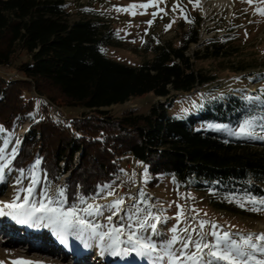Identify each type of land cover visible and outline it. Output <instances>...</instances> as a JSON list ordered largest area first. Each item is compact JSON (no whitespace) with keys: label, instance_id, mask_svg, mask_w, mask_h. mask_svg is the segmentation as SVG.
Segmentation results:
<instances>
[{"label":"trees","instance_id":"16d2710c","mask_svg":"<svg viewBox=\"0 0 264 264\" xmlns=\"http://www.w3.org/2000/svg\"><path fill=\"white\" fill-rule=\"evenodd\" d=\"M68 6L65 0H0V67L15 69L24 78L6 81L0 76V126L11 133L18 121H25L34 110L30 93L80 111L66 123L47 116L31 122L12 171L19 174L41 158L40 169L52 187L67 185L70 205L77 202L76 194L91 195L97 185L115 181L122 158L130 156L146 168L149 188L155 189L161 178H174L183 191L210 195L208 205L215 212L250 218L252 212L225 197H264V144L257 143L261 139L195 129L193 115L169 114L171 98L200 92L215 82L214 75L196 69L195 62L227 56V41H209L205 54L190 55V46L198 43L197 16L180 32L178 45L146 41L143 50L152 57L127 66L105 53L115 45L109 22L71 21ZM148 94L165 103L153 105L148 114L110 112ZM257 95L232 97L223 92L207 99L208 104L199 102L198 118L236 128L249 116L264 115V104L245 99Z\"/></svg>","mask_w":264,"mask_h":264},{"label":"rangeland","instance_id":"374dc122","mask_svg":"<svg viewBox=\"0 0 264 264\" xmlns=\"http://www.w3.org/2000/svg\"><path fill=\"white\" fill-rule=\"evenodd\" d=\"M68 3L69 19L76 21L82 18H89L92 20H100L109 22L114 31L115 45L109 46L105 49L106 55L119 63L127 66H139L144 60L150 59L151 54L144 52V44L146 41L155 44H164L167 41H174L175 45L179 44V34L182 30L187 28L189 21L200 17L198 43L192 44L189 48V54L192 55L195 51H200L205 54V45L210 41L219 43L226 42L229 53L227 56H220L218 58H203L195 62V68L214 75L215 82L204 86L197 92L188 95H177L169 101L172 102L169 108V114L178 118H187L190 115L195 117L197 121L195 129H210L209 124L200 121L198 118L199 110L197 108L199 102L208 104L207 99L217 97L223 92H229L232 97L239 96L243 93L255 95L264 89V17L255 15L254 6H249L247 3H242L241 0H230V7L216 9L210 3L214 0H209L205 3L208 8V13L203 11L204 3L200 0L199 6H194L189 3V0H165V3L159 5L164 9L155 19L151 27L147 25V21L152 19L151 13L156 11L155 8H148L147 15H136L132 17L128 13H121L114 10L115 7H124L130 3H144L146 0H65ZM179 3L180 7L184 9L181 13L179 8L176 12L172 11V6ZM264 7V5H262ZM85 9H90L85 11ZM246 10V11H245ZM137 12L143 9H137ZM161 16L163 18H161ZM187 17L185 19L184 17ZM175 21L172 23V21ZM171 23V27L166 30V25ZM131 25V26H129ZM233 30L232 32H230ZM229 37V39L225 38ZM241 68H244L240 70ZM0 76L6 81L24 80L15 69L0 67ZM30 98L34 100V110L28 113L25 121H18L15 129L11 133L4 131L0 133V145L3 147V140L10 138V141L15 137L16 132H22L20 135V143L22 138L28 135V126L31 122L38 121L44 117H50L55 122L66 123L72 117H79V110H69L62 106L49 104L44 97L38 96L34 93L29 94ZM165 103L164 98H155L152 94H148L141 98H136L125 104L124 106L111 107L110 112L114 116H120L125 111H131L135 114H148L153 105ZM253 101V104H256ZM44 109L47 111L45 112ZM214 130V129H213ZM257 135H260L257 129ZM254 141L255 138H249ZM257 143L264 144V139ZM10 144V143H9ZM20 145V144H19ZM43 172L39 175L43 179ZM61 178V182L64 178ZM19 174L12 171V169L5 170L4 182L0 183V192H4L0 200L10 202L18 185L16 180ZM148 177L146 168L134 161L130 156L122 158L121 172L115 181L111 182L112 190L115 192V197L102 198L103 194L96 201H90L97 204H107L116 197H124V208L136 203L141 208L150 207L153 213H160L164 217H175L177 213L176 205L182 206L185 216L187 217V224L193 227L197 226L198 220L209 221L219 226V230L228 231L234 235H247L249 233L260 234L264 233V212H252L250 218H241L238 216H231L227 213H218L212 210L208 205L210 195L193 192L192 190L183 191L171 179L161 178L155 189L148 186ZM29 180L25 178L23 184L27 185ZM41 186H37V191ZM53 189L55 187H52ZM143 192L144 202L141 203L139 193ZM213 196V195H212ZM22 199V197H21ZM68 205H65L67 207ZM195 209L196 211H192ZM251 212V211H250ZM199 213V215H197ZM109 215L105 212V216ZM120 215H124L123 212ZM195 217V219H192ZM0 217V229L11 233L12 229H25L26 224H20L11 217L3 219ZM91 219V218H90ZM99 222L107 223L101 217ZM119 217L114 218L117 222ZM6 222L12 229L2 226ZM175 219H167L166 223L158 225V229L163 233L160 237H153L159 242L170 237L169 229L175 225ZM186 224H181L185 227ZM206 231L208 229H205ZM19 234L17 231H14ZM24 233V232H23ZM26 234H20L23 239L32 242H42V248H38L37 252L27 255H18L14 253L10 245H0V262L3 264H11L12 261L27 260L33 264H71V258L65 257L55 258L50 255H42L41 252L50 253L52 244L50 241L56 235L47 227L43 225L28 229ZM211 240V237H208ZM70 241L73 245L78 241L74 236H69L67 242ZM5 243V241H3ZM86 252L98 257L105 255L111 256L107 253L100 254L99 247L96 241H92L91 247H84L81 241H78ZM79 244V245H80ZM111 261L107 264H144V261L129 255L127 257L111 256ZM97 259V258H95ZM99 260V259H98ZM104 264V263H103Z\"/></svg>","mask_w":264,"mask_h":264},{"label":"snow or ice","instance_id":"6c2138e0","mask_svg":"<svg viewBox=\"0 0 264 264\" xmlns=\"http://www.w3.org/2000/svg\"><path fill=\"white\" fill-rule=\"evenodd\" d=\"M241 2L247 3L250 7L254 6L253 14L264 17V7H262L264 0H241ZM161 3H165V0H146L144 3L115 7L114 10L135 17L138 14L147 15L148 8H155L156 11L151 13L152 19L146 22L151 27L156 17L164 12V9L159 7ZM189 3L199 6L200 0H189ZM178 8L181 13L184 12L178 2L173 4L172 11L176 12ZM137 9L143 11L137 12ZM89 10L85 9V11ZM164 14L167 15L166 12ZM184 18L187 19L186 16ZM174 22L173 20L172 23ZM165 27L167 30L171 27V23ZM245 99L264 104V89L260 90V95L246 96ZM208 127L225 131L229 136L237 138L264 139V115L249 116L236 128L220 124H209ZM257 129L260 135H257ZM4 131L0 126V133ZM9 143L10 138H5L3 147H0V183L4 182L5 169H10L12 160L18 155V147H13L11 153L7 152ZM16 143L18 146L19 141ZM41 163V158L37 157L27 170H18L16 185L19 187L10 202L0 200V216H9L20 224H29L33 227L43 225L49 228L62 244L67 243L69 236H74L86 248L92 246V241H96L101 255L105 253L114 257L134 255L141 258L144 264H264V233L236 236L228 231L219 230V226L215 223L203 220H198L197 226L193 227L187 224V217L179 204L176 205L178 210L176 216L169 218L160 213H153L150 207L141 208L136 203L124 208V197H116L104 205L90 202L96 201L102 194L104 199L115 197L112 183L97 185L91 195L76 194L77 202L68 205L67 185L53 189L46 171L41 179L39 175ZM25 178L29 180L27 185L23 184ZM173 181L175 182L174 178ZM37 186H41L39 191ZM144 196L141 191L139 193L141 203L144 202ZM225 199L247 211L264 212V197L226 196ZM192 211L196 210L192 209ZM105 212L109 215L105 216ZM121 212L124 215L121 216ZM101 217L107 221L106 224L99 222L98 218ZM115 217H119L117 222H114ZM167 219H175L177 223L168 230L169 238L157 242L153 237L163 235L158 225L166 223ZM181 224L186 226L181 227ZM208 237H211V240ZM11 264H33V262L18 260L12 261Z\"/></svg>","mask_w":264,"mask_h":264},{"label":"bare ground","instance_id":"6f19581e","mask_svg":"<svg viewBox=\"0 0 264 264\" xmlns=\"http://www.w3.org/2000/svg\"><path fill=\"white\" fill-rule=\"evenodd\" d=\"M203 1V0H202ZM209 2V0H204L203 3H204V7H203V11L205 14L208 13V8L207 6L205 5V3ZM212 4V6L216 9H220V8H228L230 7V0H214V1H211L210 2ZM22 134V132L18 131L16 132V135L15 137L12 138V140L10 141V144L8 145V148H7V152L8 153H11V150L13 147H19V145L17 146V141H19V144H20V135ZM0 147H2V145H0ZM2 217L3 219L9 217V216H0ZM2 219V220H3ZM2 221H0V224H1ZM23 252V251H22ZM102 260H100L99 262H101ZM103 264V263H102Z\"/></svg>","mask_w":264,"mask_h":264}]
</instances>
